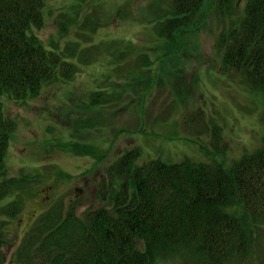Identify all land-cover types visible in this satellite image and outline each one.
<instances>
[{
    "label": "rangeland",
    "instance_id": "374dc122",
    "mask_svg": "<svg viewBox=\"0 0 264 264\" xmlns=\"http://www.w3.org/2000/svg\"><path fill=\"white\" fill-rule=\"evenodd\" d=\"M247 1L204 0L194 32L180 37L174 52L159 34L171 0H45V22L34 34L60 52L78 46L79 56H66L78 74L44 85L38 97L4 99L17 122L7 169L12 177H33L7 264L53 206L83 216L107 205L100 196L109 200L119 191L108 169L129 151H140L137 167L153 160L229 166L262 147L264 94L222 69L219 45ZM261 232L250 258L227 264H264V224ZM160 258L156 264H203L185 252Z\"/></svg>",
    "mask_w": 264,
    "mask_h": 264
},
{
    "label": "trees",
    "instance_id": "16d2710c",
    "mask_svg": "<svg viewBox=\"0 0 264 264\" xmlns=\"http://www.w3.org/2000/svg\"><path fill=\"white\" fill-rule=\"evenodd\" d=\"M171 1L159 34L176 52L180 37L194 32L204 0ZM44 7L45 0H0V264H7L22 194L33 178L12 177L7 169L17 122L6 114L4 99L38 97L44 85L78 74L77 64L66 60L80 55L78 46L60 52L34 34L44 25ZM219 45L222 69L235 70L264 94V0H248L244 16ZM139 157L138 149L129 151L108 169L109 183L119 191L109 200L99 195L107 205L80 216L62 203L41 214L13 264H156L179 252L203 264H227L254 254L264 224V143L225 167L160 160L137 167Z\"/></svg>",
    "mask_w": 264,
    "mask_h": 264
}]
</instances>
